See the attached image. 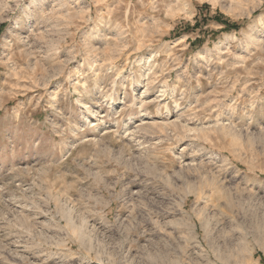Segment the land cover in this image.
I'll return each mask as SVG.
<instances>
[{"label": "rangeland", "instance_id": "obj_1", "mask_svg": "<svg viewBox=\"0 0 264 264\" xmlns=\"http://www.w3.org/2000/svg\"><path fill=\"white\" fill-rule=\"evenodd\" d=\"M0 264H264V0H0Z\"/></svg>", "mask_w": 264, "mask_h": 264}, {"label": "trees", "instance_id": "obj_2", "mask_svg": "<svg viewBox=\"0 0 264 264\" xmlns=\"http://www.w3.org/2000/svg\"><path fill=\"white\" fill-rule=\"evenodd\" d=\"M235 27H236V25H235Z\"/></svg>", "mask_w": 264, "mask_h": 264}]
</instances>
